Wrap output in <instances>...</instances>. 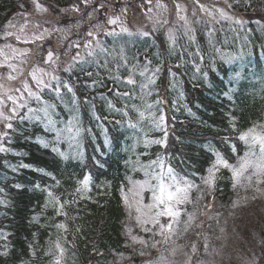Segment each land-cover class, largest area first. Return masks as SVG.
Listing matches in <instances>:
<instances>
[{
  "label": "rangeland",
  "instance_id": "obj_1",
  "mask_svg": "<svg viewBox=\"0 0 264 264\" xmlns=\"http://www.w3.org/2000/svg\"><path fill=\"white\" fill-rule=\"evenodd\" d=\"M236 1L92 0L86 5L82 0H73L66 6H60L53 0H38L47 9V11L39 12L35 9L32 0H23V2L18 3V8L10 16H8L10 14L9 7L2 12L0 48L5 45H12L18 49L27 48L30 53L25 63L19 64L17 61V64L23 69V75L15 81L9 82L5 79L4 82L12 88L20 87L21 81L24 79H27L31 84L29 72L34 65L51 71V68L43 62L45 53L51 48L59 57L55 74L60 76L62 81L69 82L73 87L78 105L76 114L79 118V126L83 129L81 150L84 153V159L81 161L78 158H73L74 149H69L67 143L61 142L59 147L61 151L69 153L68 159L83 163L87 160V150L104 156L111 151L114 137L122 135L121 140H127V144L122 143V149L131 172L127 175L125 185L119 189L123 211L120 224L123 243L119 250L113 254L110 264H143L144 261L156 257L159 251L168 255V252L161 245H158L157 248H147L145 250L147 254L144 256L139 254V250L143 246L134 242L131 237L137 236L151 242L153 233L144 232L142 227L152 228L153 226L151 224L145 226L138 224L134 209L129 210L121 199V190L123 189L127 193V189L131 187L130 180L141 181L145 179L144 172L140 170L141 166L147 165L149 161L157 158L155 156L147 160L143 157L144 155H152L149 148L152 145H157L151 144L145 147L143 140L145 138L149 140L164 138V129L157 128L147 112L144 118L139 120V127L143 129L142 132L129 127V119L133 123L139 119L133 105L143 110L144 103L155 104L157 100L162 101L151 111L157 119L161 114L164 115L165 126L168 129L167 117L169 114L172 116L190 115L184 101V86L186 84L202 85L209 88L213 93L220 94L231 101V117L236 118V120L242 119L243 123L247 121L243 131L253 125H264V10H262L264 9V0ZM101 3L104 4V7L99 11H93V8H98ZM157 3L165 7L158 8ZM229 3L231 5L235 3L237 7L229 8ZM201 4L205 6L204 10L200 8ZM20 5H24V7L22 8ZM73 6L78 7L79 11H75ZM125 8L127 9L126 15L121 11ZM149 9H151V13L148 12ZM219 9H223L228 15L233 16V19L219 18V12L216 11ZM208 11H213L217 18L209 17ZM17 13L22 15L16 17L15 14ZM25 13L28 23L24 31L21 32L20 26L25 24V16L23 15ZM89 13H92L91 19ZM148 15H152L154 19L161 21L157 30L152 31V22L148 19ZM109 16H120V23L117 25L107 24ZM180 16L187 18L189 22L187 26L183 20L179 19ZM237 20H242L243 23H237ZM9 21L16 27L6 29L5 25ZM163 21L167 22L163 23ZM78 23L79 27H76ZM97 24L101 25L99 31L94 28ZM121 24L127 27L133 35L129 36L127 33L121 32ZM69 26H71L70 29ZM57 27L66 28L69 31L67 33L52 31ZM45 28L49 29L51 35L46 36L43 42H24L25 37L31 38L33 33H39ZM137 28L148 30L151 35L145 38L135 34ZM6 30L21 35V40L17 41L15 36L5 38L3 34ZM87 30L96 31V38L101 42V47L105 49L101 52L97 48L93 58L87 57V50L83 47L84 43L90 39L87 36ZM106 30H114L115 35H106ZM169 30L175 36V44L168 40ZM65 36L66 38L62 39ZM72 42H78L80 49H70L69 44ZM93 46H95L94 40ZM122 48L127 63L121 58ZM217 49L220 50V53L230 56L231 62L226 63L221 60ZM78 50L86 59H94L95 62L77 63L71 71H64V68L71 62V57L76 55ZM38 51L39 56L37 55ZM147 61L151 63L148 64ZM145 66L147 67L146 75L152 76L154 74L155 83L149 85L147 89L151 95L142 99L140 84L146 81L139 73L145 70ZM157 68H159L158 72L155 71ZM0 72H3L6 77L8 69L0 68ZM87 72H93L94 75L88 77ZM236 72L241 74L238 80L234 79ZM204 73H207V79H205ZM130 75L136 81L134 85L127 84V78ZM93 81L96 83L93 84ZM32 86L35 87L34 84ZM107 86H109L108 89ZM78 90L84 93H78ZM124 92H128L129 95H117V93L122 94ZM62 95L64 103L68 104V109H72L74 107L72 93L62 89ZM43 99L57 105V118L67 121L72 115V112L65 109L64 103H61L51 90L46 89L43 92ZM242 101L247 102L246 109L242 108ZM109 102L112 104L111 108ZM31 106L36 107V102L32 101ZM23 111L26 109L21 110V112ZM125 111L128 112V116L122 115ZM117 121H121V123H117ZM15 126L19 134L24 133L25 128L31 130L33 127L41 128L44 131L43 127L35 122L20 123L17 121ZM89 129L91 132L88 131ZM104 129L107 130L110 141L108 147L104 146ZM160 132H162L161 136L154 137ZM32 135H36L35 141H37V137L49 138L48 133L46 135L43 133L30 134V136ZM26 136L27 138L30 137L29 135ZM137 137L140 139L138 144L136 143ZM38 144L42 146L40 143ZM134 144L136 146L133 148ZM239 144L241 150L237 151L236 143L232 141L229 143L232 153V146H236V152L229 158V162L234 165L237 158L243 156L248 150L243 141L239 140ZM166 146L162 147L165 149ZM140 147H144V149L142 150ZM205 147L210 149L212 159L204 173L197 175L194 179L174 169L178 176L187 177L198 188H193L189 193L192 203L180 206L182 220H187L185 212L195 211L196 218L189 230L176 241L183 247L177 250L175 257L169 256V259L173 260L174 264H184L186 259L184 253L186 252L192 256V264H197L198 261H205L207 264H264V195L256 193L254 188L234 187L230 170L221 168L220 170L229 174L231 198L229 201L213 198V189L209 190L202 183L201 177L207 175V168L215 159L214 152L218 151L213 150L209 144H205ZM48 149L51 150L50 147ZM0 154L2 155V153ZM159 156L164 160L165 168L170 166L164 157ZM157 170L159 169L157 168ZM148 195L150 196V193ZM201 195L203 198L198 200ZM253 196L256 198L253 199ZM147 202L145 200V203ZM234 203H236L235 207H233ZM209 204L212 205L211 208L206 207ZM167 221V217L161 218L162 223H167ZM180 227L183 228V225ZM221 228L224 229L223 233L220 231ZM127 229H131V232L129 233ZM155 239L160 240L161 237L157 235ZM206 239L208 252L205 251L204 247ZM193 243L197 247L196 253L191 251ZM60 245L64 249L62 264H67V262L68 264H79L73 256L72 258L66 257L65 248L61 243ZM213 249H217L220 254L216 255L212 251ZM119 253H123V259L118 255ZM208 253L212 254L209 255ZM56 254L59 255L58 252ZM54 259L55 257L51 259V264Z\"/></svg>",
  "mask_w": 264,
  "mask_h": 264
},
{
  "label": "trees",
  "instance_id": "obj_2",
  "mask_svg": "<svg viewBox=\"0 0 264 264\" xmlns=\"http://www.w3.org/2000/svg\"><path fill=\"white\" fill-rule=\"evenodd\" d=\"M53 1L66 6L73 0ZM20 2L23 0H0V18L8 7V16L13 14ZM235 3L232 5L234 8L237 7ZM184 88L185 104L194 115L169 114L166 148L152 145L149 148L152 155L143 157L148 160L161 155L177 172L195 179L204 173L212 159L210 149L205 144L211 145L213 150L230 160L234 154L229 143H236L237 151L241 150L237 136L247 121L243 123L242 119L235 118L233 129L230 100L202 85L186 84ZM78 93L84 92L78 90ZM241 104L246 109L247 102L242 101ZM38 133L46 135L38 127L31 130L25 128L22 134L13 133L11 143H5L11 151L0 154V189H3L0 201H4L0 203V251H8L7 256H0V264H21V261L27 264H51L54 256L48 253L57 241L65 248L66 257L73 256L79 264H110L113 254L123 243L119 189L125 185L131 172L122 149V143L127 144V140L122 141V135L114 137L111 151L104 156L87 150V160L82 163L62 159L50 149L40 146L34 140L36 135L30 136ZM223 137H228V140ZM21 164L30 167H20ZM44 172L52 173L60 181L59 185ZM84 173H90L92 180L88 190L76 193L77 187H81L78 181ZM17 184L21 187H14ZM230 184L228 172L220 170L215 179L213 198L229 201ZM48 191L62 201H74L65 205L67 217L57 215L51 205L45 207ZM33 217L37 219L33 220ZM58 223H65L67 229H57L55 225ZM29 245L32 246L31 250ZM32 251L35 255L31 254Z\"/></svg>",
  "mask_w": 264,
  "mask_h": 264
},
{
  "label": "snow or ice",
  "instance_id": "obj_3",
  "mask_svg": "<svg viewBox=\"0 0 264 264\" xmlns=\"http://www.w3.org/2000/svg\"><path fill=\"white\" fill-rule=\"evenodd\" d=\"M86 5L91 3L92 0H82ZM227 2V0H226ZM32 3L35 6V9L39 12L47 11L38 0H32ZM20 7H24V5H20ZM104 7V4L101 3L98 8H93V11H99ZM158 8H163L165 6L157 3ZM228 7L231 8L232 5L229 3ZM75 11H79V8L73 6ZM179 8V6H178ZM201 10H204L205 6L203 4L200 5ZM264 10V9H262ZM63 11V10H62ZM122 13L126 15L127 9H122ZM219 12V18L222 19H233V16L228 15L223 9L216 10ZM151 13V9L148 10ZM16 17L22 15L21 13L15 14ZM25 16V24L20 26V31L23 32L25 26L28 23L27 14H23ZM89 18L91 19L92 13H89ZM207 15L212 17V19H216L217 17L213 14V11H208ZM148 19L152 22V31L157 30L158 26L161 24V21L154 19L152 15H148ZM179 19L184 21L185 26L188 25V20L184 16H180ZM167 21H163L166 23ZM237 23H243L242 20H237ZM42 23V22H41ZM120 23V16H109L107 19V24L117 25ZM39 26V25H37ZM11 21L5 28H15ZM71 26H69L70 29ZM79 27V23L76 25ZM94 28L99 31L101 25L97 24ZM69 29L57 27L52 29L54 32L58 33H67ZM121 32L127 33L129 36H132L133 33L128 30L127 27H124L121 24ZM106 35H115L113 31H105ZM135 34H138L142 37H149L151 32L148 30H144L143 28H137ZM4 37H12L15 36L17 41L21 40V35H17L14 31H5ZM51 35L49 29L45 28L39 33H33L31 38L25 37L24 42H35L40 41L43 42L46 36ZM96 31L90 30L87 33V36L90 38L87 40L83 47L87 50V57L93 58L96 54V49L99 48L101 52L105 51L104 48L101 47V42L96 38ZM66 38L62 37V39ZM93 40L95 41V46H93ZM168 40L175 44V36L172 34L171 30H169ZM69 48L80 49V44L78 42H72L69 44ZM8 49V51H5ZM220 53V50H216ZM29 49H18L12 47V45H5L3 48H0V68L8 69L7 76L5 77L3 72H0V153L11 151L10 148L5 146V143H11L12 134L17 132V128L15 123L19 121L23 123L28 121L29 123L35 122L43 127L44 131L49 134V138H41L37 137V142L40 143L44 148H51L53 153L59 155L62 159H68L69 153L65 151H61L59 145L61 142H65L68 144L69 149H74L72 155L73 158H78L81 161L84 159V153L81 150V133L83 129L79 126V118L76 114L78 111L77 98L73 91L72 85L67 81H62L60 76L56 75V65L59 59L58 55L54 53V51L49 48L46 56L43 57V62L45 65H48L51 68V71L46 70L45 68H41L38 65H34L29 72V76L31 78V84L27 79L21 81V86L12 88L9 87L4 81L5 79L9 82L17 80L20 76L23 75V69L17 64H23L26 62V58L29 55ZM39 56V51L37 52ZM121 58L127 63L126 57L123 56V48L121 49ZM220 59L224 60L226 63L231 62V57L225 55L224 53H220ZM94 59H86L85 56L80 54L78 50L76 55L71 57V62L67 67L64 68V71H71L72 67L77 63L81 64H89L94 63ZM150 64V61H147ZM214 67V65H213ZM83 71V69H81ZM155 71H159L157 68ZM147 67L145 66V70L141 71L139 74L141 77L145 78V83L140 84V89L142 96L144 99L146 96L151 95L149 91H147L149 85L155 83L154 74L152 76L146 75ZM86 75L88 77H92L94 75L93 72H87ZM240 73H234V79L240 78ZM205 79H207V73H204ZM119 79V77H117ZM55 82V83H53ZM96 81H93L95 84ZM136 81L130 75L127 78V84L134 85ZM34 84V88L33 85ZM49 89L53 93H55V97L64 103L62 89H66L68 93H72V104L73 108L68 109V104L64 103L65 109H68L72 112V115L69 116L67 121L63 119L57 118L56 107L57 105L54 102H50L48 100L43 99V92ZM117 95L128 96V92L117 93ZM227 95V93H225ZM35 101L37 106L32 107L31 102ZM162 101L157 100L155 104L144 103L143 110L133 105V108L138 113L139 119L133 123L131 119L128 120L129 127L133 129H137L138 132H142L143 129L139 127V120H142L147 112L153 120V123L157 128L164 129V138L157 140H149L145 138L143 143L145 147L150 146L151 144H157L161 146L167 145V137L168 131L165 126V117L164 115H160L157 119L155 114L152 113V109L158 106ZM109 107H112L111 102H109ZM7 109V110H6ZM26 109V111L21 112V110ZM117 111H120L117 109ZM190 115H194L190 108L187 109ZM123 116H128V112H123ZM231 126L235 129V118L231 117ZM117 123H121V121H117ZM91 132V129L88 130ZM104 146H110L109 137L107 136V130L104 129ZM222 139L228 140V137H223ZM238 139L243 141L245 145H247L248 150L245 151L243 156L237 158L236 164H232L226 159L220 152H214L215 159L211 162L210 166L207 168V175L201 177L202 183L208 187L209 190H212L215 185V179L217 173H219L221 168L228 169L231 172V179L234 181L233 186H240L244 188H254L256 193H260L264 195V125H253L249 127L246 131H242L239 134ZM136 143H140L139 137H137ZM136 145H133V148ZM258 149V151H257ZM233 153L236 152V146H232ZM97 164H100L95 157L92 158ZM103 167L102 164H100ZM20 167H30L27 164H21ZM157 168L159 170H157ZM16 169L14 168L13 171ZM140 170L144 172L145 179L141 181H132L129 183L131 187L127 189V193L121 190V199L124 202L125 206L132 210L134 209L136 216L135 219L138 224L145 226L151 224L153 227H142L144 232H152L153 237L151 242L144 240L141 237L132 236L131 239L134 242L140 243L143 247L139 250V254L141 256L146 255V249L157 248L158 245L164 247L165 251L168 252V255H165L163 251H159L158 255L151 260L144 261L143 264H174L173 260L169 259V256L175 257L177 254V250L182 248V245L177 244V239L183 233H186L192 225V222L196 218V212H185L187 216V220L181 219L182 209L180 206L192 203L190 199V191L193 188H198L197 185L193 183V181L189 180L187 177L178 176L174 169L171 166H167L165 168L164 160L157 155L156 160H151L147 165H142ZM38 171L43 172L44 170L38 169ZM45 175L50 176L53 180L56 181V184L59 185L60 181L56 179V177L52 173L44 172ZM92 180L90 173H84L83 178L78 181V184L81 187H77L76 193H80L88 190V186ZM16 188H20L21 185H14ZM38 188L39 185H36ZM0 192H3V189H0ZM150 193V196L148 195ZM203 196L198 197L202 199ZM253 199L256 197L253 196ZM145 200L148 202L145 203ZM74 201H62L60 197H57L52 191L47 192V200L45 203V207L51 205L57 215H64L67 217V213L64 211L65 205L72 203ZM0 203H4V201H0ZM236 206L234 203L233 207ZM206 207L211 208L212 205H206ZM201 214H204L201 212ZM167 217V223H162L161 218ZM211 218V217H209ZM36 217H33V220H36ZM183 225V228L180 226ZM199 226V225H197ZM57 229H67V225L65 223H58L55 225ZM130 233L131 229H127ZM221 233L224 232V229H220ZM160 236V240H156L155 236ZM205 251L208 252V244L207 239L205 240ZM31 250L32 246L29 245ZM192 253L197 252L196 244L193 243L191 246ZM213 252L216 255H219L220 252L217 249H213ZM59 253L57 255L56 253ZM64 249L61 247L59 241H57L54 245V249L49 250V255L55 257L52 264H62ZM32 255H35V252H31ZM211 255L212 253H208ZM8 251L5 249L4 251H0V256H7ZM122 259L124 258L123 253L118 254ZM186 259L184 264H192V256L188 255V253H184ZM21 264H27L26 261H21ZM197 264H207L205 261H198Z\"/></svg>",
  "mask_w": 264,
  "mask_h": 264
},
{
  "label": "flooded vegetation",
  "instance_id": "obj_4",
  "mask_svg": "<svg viewBox=\"0 0 264 264\" xmlns=\"http://www.w3.org/2000/svg\"><path fill=\"white\" fill-rule=\"evenodd\" d=\"M89 32V30H87V32L86 33H88ZM75 50H77L76 48H74Z\"/></svg>",
  "mask_w": 264,
  "mask_h": 264
},
{
  "label": "water",
  "instance_id": "obj_5",
  "mask_svg": "<svg viewBox=\"0 0 264 264\" xmlns=\"http://www.w3.org/2000/svg\"><path fill=\"white\" fill-rule=\"evenodd\" d=\"M47 52L45 53V56H46Z\"/></svg>",
  "mask_w": 264,
  "mask_h": 264
}]
</instances>
